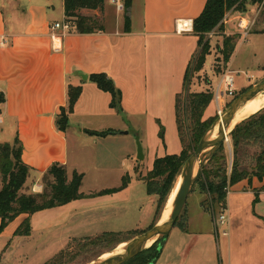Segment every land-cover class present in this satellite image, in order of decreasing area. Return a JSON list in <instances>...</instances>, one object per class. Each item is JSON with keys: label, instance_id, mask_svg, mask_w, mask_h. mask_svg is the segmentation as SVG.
Instances as JSON below:
<instances>
[{"label": "crops", "instance_id": "1", "mask_svg": "<svg viewBox=\"0 0 264 264\" xmlns=\"http://www.w3.org/2000/svg\"><path fill=\"white\" fill-rule=\"evenodd\" d=\"M137 1H132L129 30H125L124 14L117 8L116 1L105 0L103 14L100 10H82L84 14L101 16L104 30L89 34L69 31L63 35V30L55 29L54 25L66 23L64 0H0V93L5 97L1 105L0 132L10 134V138H13L10 143L17 136L22 142V160L31 170L24 192L41 193L44 190L43 174L52 164L58 162L66 166L69 179L75 171L84 173L81 191L85 194L83 198L40 210L31 216L21 214L9 221L0 233V252L11 242L12 251L13 246L17 245V255L27 252L32 255V252L41 249L38 255L50 246L46 240L35 243V240H38L36 237H40L36 236L37 232H46L50 228L59 229V235L63 237L59 251L74 239L94 238L103 233L120 232L130 228V216L127 212L131 191L137 187V183L142 182L135 177L136 162L133 161L131 170H125L124 162L119 168L120 179L123 175L128 176L126 187L122 188V184H119L116 187L119 190L99 195L96 193L111 187L87 191L84 188V179L88 167L79 157H72L71 134L78 141L86 137L95 141L117 135L129 137V132L119 133L118 127L109 125L97 126L95 124L98 121L90 118H116L123 116L124 112L137 115L154 110L153 100L157 99V104L160 98L154 95L157 91L151 90L150 83L154 84L155 79L161 82V66L166 65L168 59L177 64L178 44L174 46L172 38L182 36L185 41L192 39L198 45V36L193 31L194 20L202 13L207 2L140 0L141 8L139 6L135 13ZM111 14L113 16H110ZM180 23L185 24V28H180ZM187 45L188 43L185 44ZM231 62L232 57L228 62L230 70ZM151 70L152 76L148 74ZM100 72L107 73L121 90L122 112L111 107V93L100 89L90 79L91 74ZM83 74L87 75V79L81 77ZM69 84L80 86L81 94L69 116V126L63 131L58 128L56 120L61 108L67 105ZM156 94L160 96V90L159 94ZM165 98L171 102L173 96L169 93L163 97L168 111L166 114L162 113V116L173 114L176 127L177 96L171 104ZM159 109L165 110L160 105ZM107 130H113L114 133L99 136L88 132ZM125 141L131 140L126 138ZM160 141L163 151H167L166 132L165 143L161 138ZM147 147L153 157L157 156L153 155L154 145L148 143ZM131 154H128V157ZM91 166H95L92 160ZM98 167L103 180L115 169L108 159L103 160L102 165ZM263 184V181L253 177L251 181L243 179L229 187L226 197L229 222L221 231L217 228L215 210H207L201 197L198 201L199 210L212 216L211 232H191V217L189 210H186L185 219L178 225L180 229L187 230L190 238L180 249L174 245L175 254L159 257L154 264H264V190H261ZM1 188L0 182V190ZM143 194L146 198L141 209H146L147 214L152 215L154 223L157 196L149 195L146 185ZM27 217H30L31 233L16 235V229ZM1 221L0 217V225ZM224 229L227 234H224ZM209 234L215 236L214 254L212 251L208 254L203 249L200 255L195 254L192 258L181 256L193 246L203 247L202 237H210ZM43 243L45 245H42ZM209 247L211 248V244ZM109 251L102 252L101 256Z\"/></svg>", "mask_w": 264, "mask_h": 264}, {"label": "rangeland", "instance_id": "2", "mask_svg": "<svg viewBox=\"0 0 264 264\" xmlns=\"http://www.w3.org/2000/svg\"><path fill=\"white\" fill-rule=\"evenodd\" d=\"M139 6L141 8L140 0L137 1L135 13H137ZM103 12L104 10L102 11V14ZM111 12L112 8L110 13ZM121 12L125 15L124 8L121 10ZM110 16L113 15L111 14ZM224 18H227L226 22L224 23V25L227 26L224 28V30L218 29L217 27L219 26H217L214 29L215 33H213L214 35L212 37L207 34V40L210 42L209 54L207 55L206 62L202 65L201 69H191L188 87H183L188 62H191V65L194 66V59L200 52L201 47L196 44V41H192V39L191 44L190 39L189 41H185L182 39V36H173L172 44H174V46L178 44L177 64H174V61H169L168 59V63L161 66V73H163L159 77L161 82H157L155 79L154 84L150 83L151 90L153 92L157 91L158 94L160 90V96H162L160 97L157 95V92L154 94L158 99L160 98L157 104V99L153 100L154 110L151 109L148 113L137 115L124 112L123 116L116 118L110 116H98L90 118L92 120L98 121V123L95 124L97 126L109 125L112 127H118V129H120L119 133L128 131L130 133L129 137H122V135L116 134L117 136L110 137L106 140L98 139V141H95V139L86 137V139L78 141L76 137L71 134L70 150L72 157L76 159L79 157L81 161L88 167V173L84 179V188H86L87 191L99 190L103 189L104 187H111V189L116 188L117 185L122 184L123 182L124 175L121 179L119 178V168L121 167L122 162H124V168L126 171L133 169V161L136 162L134 168L135 177L138 180H142L143 183H137V187L131 191L132 194L130 196L131 199L130 203L128 204L129 208L127 212L130 216L128 219L130 228L125 231H120L123 238H126L129 235V232L132 231H145L153 224L152 215L149 213L147 214V210L145 208V210L142 211L141 206L144 204V200L146 198L145 194H143L145 191V185L147 183L145 181V177L148 171L152 169L154 160L157 157L164 156L165 154H178L182 150V142L178 131L177 120L175 127L173 114L170 113L171 115L167 117L162 116V113L166 114L168 111V108L166 107L167 104L163 97L170 93L173 96L172 101H174V97L177 95L179 96L177 97L181 107L180 115L181 121L183 122V132L187 134V132H189L188 129L190 127V119L189 113L185 108L186 99L192 92L214 91L216 83L221 74L229 68V64L224 61V57L221 53L224 37L229 35H237L235 39L236 48L231 62V69L234 71L235 76V86L238 90L237 96L241 92L250 88L252 85L264 81V0L260 4L247 5V10L245 12L235 11L234 8H232L226 11ZM244 19L247 21L246 25L243 24ZM186 43H188L187 46H185ZM168 49L171 50V48ZM151 72L152 70L149 71L148 74H151ZM152 81H154V79H152ZM180 87L181 90L179 91ZM165 100L170 104L172 103V101L169 102L167 98H165ZM263 102L264 100L259 101V103ZM159 105L164 107L166 111H161L162 109H159ZM248 116H245L244 118ZM202 117L203 120L209 119L210 121L213 120V122L219 117L214 101H212L211 104L206 108ZM244 118H242L238 123H240ZM87 119L84 120L87 121ZM161 122L166 132V144L168 146L167 151H163V144L161 143L158 136ZM231 132L228 133V141L224 142L229 167L231 166L233 160V144L230 136ZM137 137H139L144 147V160L138 159ZM126 138L131 141H125ZM12 139L13 138H10L9 133L4 134L0 132V146L3 143H10ZM185 141L189 142L188 138L185 139ZM147 142L155 146V152L153 155L157 154V156H154L156 158H154L148 151ZM259 153L260 149L256 144L251 143L248 144V146L245 145L239 152L242 166L252 170L256 164V158ZM128 154L131 155L128 157ZM105 159H108L115 169L112 171L111 175L106 178V180H103L102 172L98 166H101L103 160ZM90 160L94 162L95 166L90 167ZM180 177L181 175L177 178L176 183ZM201 197L205 201L206 194L202 193L201 187L198 184H195L188 196L186 205L180 217H182L183 214L185 216V212L187 213L189 210V215L191 217L190 231H207L210 233L213 229L212 216L208 212L205 213L204 211L199 210L200 207L198 201ZM156 199H158V196ZM214 210L217 218V216L221 213L222 208H219V206L215 205ZM225 211L228 214V210L226 209ZM200 213H203V215ZM222 227L223 226H219L220 231ZM38 235H40V237H36ZM36 236L35 237L38 238V240H35V243L46 240L47 245L50 247H47V250L41 252L38 255L37 253H39L41 249L32 252V255L28 252L22 255H17L15 251L17 245L16 247L15 245L13 246L12 251L10 245L11 242H9L4 250L0 252V264H94L103 256H101L102 252L109 251L116 245V242L112 240L110 242L95 244L93 241H91V239L82 238L72 240L68 245L63 246L61 251H59L58 248L63 242V237L59 235V229L50 228L46 232L40 231L37 232ZM189 238L190 234L187 233V230L180 229V226L176 224L169 236H167L164 241H162L163 243L161 248L162 250L164 249V251H161L160 257H165L170 253L175 254L176 251L174 249V245H177L176 248L180 249ZM202 238L204 240L203 247L193 246L190 248V250L187 249L188 251H185L186 254L184 253L181 256L183 258H192L195 254L200 255L203 249L204 252L208 254H211V251L212 254H214V252H216L214 234L210 235V237L203 236ZM45 243L42 245H45ZM210 244L211 248L209 247ZM24 246L25 245H23V247ZM57 250L59 253H57ZM60 253H62L63 256L57 259ZM53 255L55 256L53 257ZM32 256L33 258H31Z\"/></svg>", "mask_w": 264, "mask_h": 264}, {"label": "trees", "instance_id": "3", "mask_svg": "<svg viewBox=\"0 0 264 264\" xmlns=\"http://www.w3.org/2000/svg\"><path fill=\"white\" fill-rule=\"evenodd\" d=\"M123 1L125 30H129L131 25L129 13L133 0ZM261 2L263 0H207L202 13L194 20L193 25V31L198 36V45L201 47V50L194 59V66L190 62L187 67L183 87H188L191 69L199 70L206 62V57L210 51V42L207 40V34L217 26H219L217 27L218 29L224 30L225 25L223 19L226 11L234 8L235 11L245 12L247 5H256ZM64 6L65 22L70 25L71 32L89 34L105 29L101 16L82 13L83 9L100 10L102 12L104 10L105 0H64ZM236 37L237 35L224 37L221 53L226 63L230 61L235 51ZM90 79L100 89L111 93V107L115 108L118 112H122V92L117 88L113 79L105 72L91 74ZM80 94V86L68 85L67 105L61 108L56 120L60 130H67L69 116L74 111ZM178 97L176 99V120L181 137L182 150L178 154H165L164 156L157 157L154 160L152 169L148 171L145 177L147 193L158 196L155 221L152 226L160 219L168 196L175 186L177 178L181 175L185 162L213 123V120H203L202 117L206 108L213 101V92H192L186 99L185 108L189 113L190 127L188 129L189 132L185 134L183 132V122L181 121L180 115L181 107ZM4 101L5 97L3 93H0V114L1 105ZM88 132L91 135L99 136H107L114 133L113 130ZM159 136L163 143H165V130L163 125H160ZM230 136L233 144V160L231 166L229 167L225 144L223 143L202 170L196 182L201 187L202 193L206 194V199L202 204L210 211L214 210L215 205L222 208V210L225 209L228 188L241 180L248 179L251 181L253 177H257L264 182V108L244 118L235 126ZM187 138L189 142L185 141ZM251 143L258 146L260 153L256 158V164L253 169L249 170L247 167L242 166L239 152L245 145L248 146ZM22 151L23 145L18 136L12 143L7 142L0 146V182L2 183L0 190V217L2 220L0 233L5 229L9 221L21 214L31 216L40 210L60 206L85 196L81 191L84 175L75 171L72 178L69 179L66 166L58 162L52 164L43 174L44 190L41 193L24 192L31 170L22 160ZM127 184L128 176H124L121 187H126ZM117 190L119 188L103 190L96 194L110 193ZM261 190H264V184ZM184 219L185 216L183 214L178 219L177 224H181L180 221ZM142 232H129L126 238H123L120 232H108L88 239H91L95 244L110 242L112 240L118 245ZM30 233V217H27L16 229L15 234L29 235ZM162 241L143 250L124 264H154L160 257ZM62 253L59 254L57 259L63 256Z\"/></svg>", "mask_w": 264, "mask_h": 264}, {"label": "water", "instance_id": "4", "mask_svg": "<svg viewBox=\"0 0 264 264\" xmlns=\"http://www.w3.org/2000/svg\"><path fill=\"white\" fill-rule=\"evenodd\" d=\"M81 77L87 79V75L85 74L81 75ZM262 94H264V81L252 85L250 88L236 96L230 102L224 112L219 115V117L207 129L199 141L197 147L183 166L181 173V183L173 202L172 212L169 217L163 222L161 221L160 217V219L153 226L132 237L131 239L119 243L108 253H106L108 254L107 257H104L103 255L94 264H124L128 260L141 253L143 250L169 236L172 229L176 225L186 205L188 196L196 184L202 170L212 159L219 146L228 141V133H230L237 125L236 124L231 130H229L236 114L244 104ZM217 125L219 126V132L215 138H212ZM227 130H229L228 133ZM122 133L128 134V131ZM137 145L138 159L144 160L145 155L143 151V145L139 137H137ZM151 241L152 244L148 245V243ZM122 244L123 246H120Z\"/></svg>", "mask_w": 264, "mask_h": 264}, {"label": "built area", "instance_id": "5", "mask_svg": "<svg viewBox=\"0 0 264 264\" xmlns=\"http://www.w3.org/2000/svg\"><path fill=\"white\" fill-rule=\"evenodd\" d=\"M117 8L119 10H123L124 3L120 2L119 0H115ZM227 18H224V23L226 22ZM55 29H62V34L65 35L70 31V25L68 23H56L54 25ZM215 33V30L209 32L208 34L212 37ZM237 88L235 86V76L234 71L230 70L229 68L225 70L220 78L218 79L215 89L213 91V101L215 102L217 114L221 115L230 102L237 96ZM229 192V188H228ZM226 208L221 211V213L216 218L217 228L219 226H225L229 222V215L226 213ZM224 234H227L226 230L224 229Z\"/></svg>", "mask_w": 264, "mask_h": 264}, {"label": "bare ground", "instance_id": "6", "mask_svg": "<svg viewBox=\"0 0 264 264\" xmlns=\"http://www.w3.org/2000/svg\"><path fill=\"white\" fill-rule=\"evenodd\" d=\"M246 23H247V21L244 19L243 20V24L246 25ZM185 26H186L185 24H181V23L179 25L180 28H185ZM261 100H264V94L258 96L257 98H255L253 100H250L246 104H244L242 106V108L238 111V113L236 114V116H235V118H234V120L232 122V125L229 128V130H231V128L234 125H236L245 116H248L250 114L258 112L260 109H262L263 105H264V102L263 103H259V101H261ZM236 120H238V121H236ZM229 130H227V133H228ZM218 132H219V126L217 125L216 128H215V131H214V133L212 135V138H215L217 136ZM180 183H181V177L179 178V180L177 181V183L175 184V186L173 187L171 193L168 196L165 208H164L162 216H161V221L162 222L165 221L169 217L171 212H172L173 202H174L176 194L178 192ZM151 244H152V241L148 243V245H151ZM120 246H123V244L120 245ZM107 256H108V254L104 255V257H107Z\"/></svg>", "mask_w": 264, "mask_h": 264}]
</instances>
